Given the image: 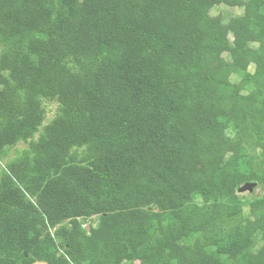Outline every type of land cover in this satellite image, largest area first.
<instances>
[{
  "label": "trees",
  "instance_id": "1",
  "mask_svg": "<svg viewBox=\"0 0 264 264\" xmlns=\"http://www.w3.org/2000/svg\"><path fill=\"white\" fill-rule=\"evenodd\" d=\"M40 263L264 264V0H0V264Z\"/></svg>",
  "mask_w": 264,
  "mask_h": 264
},
{
  "label": "rangeland",
  "instance_id": "2",
  "mask_svg": "<svg viewBox=\"0 0 264 264\" xmlns=\"http://www.w3.org/2000/svg\"><path fill=\"white\" fill-rule=\"evenodd\" d=\"M242 10H241V8H237V7H230V6H226V5H219V6H215L212 10H211V12H212V14L213 15H220V16H222V18H224V19H228L229 17H231V16H234V15H236V14H239L240 12H241ZM256 61L255 62H251V63H247L248 64V67H249V70H252L253 68H254V66L256 65ZM46 104L48 105V111H47V116L48 117H51L52 115H53V113H54V108H55V105H56V103L55 102H48V101H46ZM25 144H22V143H19L18 145H17V147H23ZM15 150V148L12 150V151H14ZM13 153L14 152H11L10 153V156H12L13 155ZM2 162H5V160H3ZM260 192V186H255L254 188H253V190L250 192V191H248V190H246V191H244V192H241L240 194H242V195H249V194H251V193H255V194H258ZM239 193V192H238ZM89 222V221H88ZM88 222L87 223H85L84 225H85V227H87L88 226ZM40 264H45V263H40Z\"/></svg>",
  "mask_w": 264,
  "mask_h": 264
},
{
  "label": "water",
  "instance_id": "3",
  "mask_svg": "<svg viewBox=\"0 0 264 264\" xmlns=\"http://www.w3.org/2000/svg\"><path fill=\"white\" fill-rule=\"evenodd\" d=\"M256 186V183L255 182H247V183H244L242 184L241 186H239V188L237 189L238 192H244L246 190L248 191H252L253 188Z\"/></svg>",
  "mask_w": 264,
  "mask_h": 264
}]
</instances>
